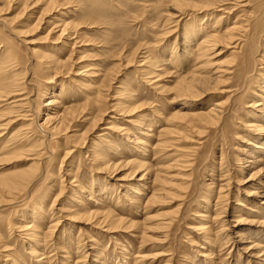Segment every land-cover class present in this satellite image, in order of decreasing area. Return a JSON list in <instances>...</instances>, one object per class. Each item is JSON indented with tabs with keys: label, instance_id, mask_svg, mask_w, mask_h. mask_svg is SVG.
<instances>
[{
	"label": "rangeland",
	"instance_id": "obj_1",
	"mask_svg": "<svg viewBox=\"0 0 264 264\" xmlns=\"http://www.w3.org/2000/svg\"><path fill=\"white\" fill-rule=\"evenodd\" d=\"M48 1L50 0H0V61L4 60L5 65L18 63L15 71H9L8 75L24 88L25 94L31 99L30 106L26 108H32L36 115L24 119L22 111H17L7 104L11 100L5 102V97H0V156L5 157L4 160L0 157V178L12 177L31 169L35 172L34 183L23 191L14 188L7 190L8 188L0 182V264H9L5 255L11 252L20 262L25 258L27 264H31L32 258L28 252L30 247H37L31 246V242L36 243L37 240H30V233L37 224L41 225L39 235L44 239L46 256L51 259L49 264H264V256L257 259L259 252L264 249V226L250 222L264 221V204L259 202L260 199L247 200L246 193L255 189L261 194L264 193V171L261 170L264 168V153L260 146L251 147L245 153L240 151L244 145L242 140L254 136L253 133L245 131V123L259 120L258 123L264 125V110H255L256 105L262 103L260 97L264 95V62L255 60L263 59L264 54V0H226L224 4L227 3L222 8H216L214 17L222 18L210 31L220 30L221 36L227 28L233 27L238 19L237 26L242 24L244 27H240L234 35L246 34V37H243V49L235 51L234 40L230 41L224 34L223 38H219L222 41L218 39L220 42L214 44L216 47L209 57L198 60L189 55L182 56L184 28L188 21L203 17L204 14L200 16L195 9L204 7L211 0H53L54 4L51 5ZM188 1H191V5H187ZM179 8L182 11L187 9V14L182 17ZM220 9L225 10L222 11L223 15ZM67 17L78 25L74 28L78 32L74 36L75 40H72V43L76 41L74 45H65V38L57 41L60 28L55 25H59L61 20ZM246 26H251L252 32H246ZM46 56L51 57L47 60L44 58ZM58 57L62 60L68 59V67L64 71H56L55 67L46 71L45 64L55 61ZM176 58L179 59L176 61ZM143 62L148 66L153 63L160 64L158 67L161 70L156 74L162 80L159 81V86L163 90L159 91L152 84L151 86L140 74L139 65ZM0 67L1 70L4 65ZM2 70L5 71V67ZM261 70L263 73H260ZM189 73L201 76V81L195 83L196 87L192 93L179 98V94L183 92L178 83L185 76L187 79ZM50 74L54 76L50 90L63 87L64 91L70 92L71 96L63 99L66 106L73 104L78 107L81 103L82 106L85 105L92 96L86 84L90 81L92 83L91 79L93 84L101 87L104 95L100 103L93 105L94 109H86L88 112L84 110L82 113L79 108L80 112L75 115L78 117L74 118V121L71 119L66 133L62 130H50L54 127L53 122L44 126H50L47 127L50 131L48 140L44 139L43 135L40 137L43 132L38 125L46 120V99L51 94L46 97L42 95L48 91ZM28 82L30 83L27 84ZM121 87L133 90L132 93H136L133 95L137 96V104L141 105L138 110L131 112L132 114L117 115L119 111L114 112V105L119 97L117 91H121ZM219 100L227 103L223 108L226 132L220 124H207L201 118L192 120V113L205 112L213 102ZM106 108L107 113L103 114L101 109ZM124 108L122 109L126 110V106ZM178 111L183 114L182 117L185 115L187 118L177 119V122L170 124L169 118ZM101 114L104 116L102 122L95 119V116L99 117ZM16 115L20 117H17L19 120ZM131 119L139 123H150L153 130L139 131L135 122H129ZM8 121L10 125L6 124ZM112 125H115V129L105 130L107 126ZM116 126H120L122 131L116 130ZM27 127L31 128V133L34 134L35 138L30 137L32 140L24 138ZM167 127L175 129L173 134L166 135L165 145L155 148V144L160 141L161 129ZM76 129L83 137L78 145L74 143L76 139L73 138ZM130 132H133V138L141 137L143 142H149V147L144 146L147 151L141 155L139 152L135 156L134 152L132 155L126 150L124 143ZM102 134H106L104 140H99L98 137ZM256 136L259 139L256 143L262 145L264 134H256L254 137ZM197 140L204 143L198 146L195 160H192L193 165L191 163L190 166L183 167L187 158L178 155L187 149L192 152ZM93 141L96 145L92 146V149L109 142L110 154L115 158V163H118L116 159L119 151L123 152L128 160L135 157L134 160L146 162L149 169L151 168L147 177L151 179L139 181L144 172L141 175L139 172L133 178L136 165L124 164L118 165L115 170L118 177H109V173L99 170L96 162L93 164L90 159L92 157L85 156ZM21 145H25L24 148ZM70 149H73L72 153L66 156L67 150L71 151ZM40 151L43 154V165L35 167L38 162L33 160V155ZM221 154L226 157V162H219ZM251 154L253 158H250ZM243 158L254 161L257 158L261 159V162L257 165L246 163ZM228 167L231 169L230 173L223 178L220 174L223 170H228ZM69 169H72L70 176L78 177L83 186L95 189L93 201L88 200L87 194L82 193L74 185L75 182L71 185L68 180L71 177L65 175ZM156 173H159V177L153 183ZM119 177H125L126 180L120 182L117 180ZM103 181L109 183L108 188L98 190ZM50 186L53 190L44 202V209L34 215L33 204L39 201L37 199L41 198ZM241 186L244 191L238 190ZM152 187L158 189L160 198L146 206ZM221 187L222 194L218 192ZM228 188L235 192L224 198ZM75 191L78 193L75 194ZM139 191L142 193H138ZM218 196L221 200L217 206L229 209L228 217L224 218L227 224L222 227L219 220L211 219L209 224L212 226V233L205 236L196 226L202 223V214L205 212L209 211L210 216L215 217ZM79 199L85 200L86 208L91 211L97 208L105 209L104 211L113 210L119 217L130 222L142 223L147 217L150 219L134 230L127 229L124 225L115 232L103 230L95 226L97 218L87 221L77 214L81 210L77 209ZM238 199L248 203L247 206L239 209L236 205ZM253 209H258L261 214L253 213ZM25 217L32 223L28 225L30 230L24 231L21 230V223ZM254 244L260 248L246 253L247 248L253 247ZM2 245L9 250L5 252Z\"/></svg>",
	"mask_w": 264,
	"mask_h": 264
},
{
	"label": "bare ground",
	"instance_id": "obj_2",
	"mask_svg": "<svg viewBox=\"0 0 264 264\" xmlns=\"http://www.w3.org/2000/svg\"><path fill=\"white\" fill-rule=\"evenodd\" d=\"M177 1V0H176ZM184 1V0H183ZM182 1V2H183ZM195 1V0H194ZM193 1V2H194ZM226 0H223V1H220V0H218V1H209L204 7H200V8H198V9H195L196 11H198V13H199V15L200 16H202L203 14V17H199L198 19H196V20H193L192 22H190V21H188V23H187V26H185V33H184V36H185V42L183 43V47H184V52L182 53V56H184L183 54H185V55H189V56H191L192 57V59L194 58V57H196V59L198 60V59H200V58H203V57H209V55H210V53H211V51L213 50V49H215V47H216V45H214L215 43H217V42H220V41H218V39L222 36V38H223V35L225 34V37L226 38H228L230 41H232V40H234V42H235V45H234V49H235V51H238L239 49H243V46H242V43H243V37H246L244 34H241L240 36H236V35H234V33L236 32V31H238L239 29H240V27H244V25H240V24H238L239 26H237V24H236V22L238 21V19L235 21V25L233 26V25H231V26H233V27H231V28H227V30H225V33L222 31V33H224L223 35L221 34V36H220V30L218 31V32H212V28H214V27H216L215 25L216 24H219V22L221 21V18L222 17H219V18H215L214 17V13H216V11H215V9L217 8V10H218V8L219 7H223L225 4H224V2H225ZM229 1V0H228ZM185 2V1H184ZM187 2V1H186ZM189 2V4H187V5H191L190 4V2L191 1H188ZM203 2V1H202ZM178 3V2H177ZM176 3V4H177ZM48 4L49 5H51V4H54V1L53 0H50V1H48ZM229 4V3H228ZM181 5V4H180ZM237 5H239V4H237ZM236 5V6H237ZM75 6V5H74ZM195 6V5H194ZM235 6V7H236ZM246 6V5H245ZM179 7H181V6H179ZM187 7H189V6H187ZM182 8V7H181ZM232 8H234V6L232 7ZM180 9V8H179ZM191 9V8H190ZM175 10H177L176 8H175ZM184 10V9H183ZM190 11V10H189ZM219 11H223V12H225V10H223V9H220ZM222 12V14L221 15H223L224 13ZM227 12V11H226ZM179 13H180V15L183 17V15H186L187 14V9H185V11H182L181 9H180V11H179ZM179 15V17H181ZM70 17V16H69ZM69 17H67L66 19H62L61 20V22H60V24L59 25H55L56 27H59L60 29L58 30V31H60V34H58L59 35V37L57 38V41H60V39H64L63 40V43L65 44V45H69L68 43H71L72 45H74V44H76V41L75 42H73L72 43V40L74 41L75 39V35H76V33L78 34V32H76V29H74V28H77L78 27V25H77V23H75L74 21H72V19H70ZM178 17V16H177ZM178 17V18H179ZM215 18V19H214ZM224 18V17H223ZM58 19V18H57ZM213 20V21H212ZM216 20V21H215ZM37 21V20H36ZM218 27V26H217ZM56 29V28H55ZM54 29V30H55ZM210 29H212L211 31H210ZM243 29V28H242ZM52 30V29H51ZM246 32H252V27L251 26H246ZM214 31H216V30H214ZM244 31V30H243ZM56 32H57V29H56ZM183 32V31H182ZM240 33V32H239ZM236 34V33H235ZM1 36V35H0ZM225 38V39H226ZM3 39H5V38H3ZM2 39V40H3ZM67 39V40H66ZM227 39V40H228ZM248 39H249V37H248ZM219 40H221V39H219ZM226 40V41H227ZM0 41H1V39H0ZM5 41V40H4ZM3 41V42H4ZM222 41V40H221ZM229 41V42H230ZM233 42V43H234ZM4 44H6V43H4ZM70 44V45H71ZM219 44V43H218ZM2 46V45H1ZM245 46H246V44H245ZM6 47H8V45L7 46H5V48ZM247 47V46H246ZM10 48V47H9ZM250 48V47H249ZM35 49V48H34ZM247 49V48H246ZM32 50H33V48H32ZM9 51V50H8ZM33 51H35V50H33ZM214 51V50H213ZM13 52V51H12ZM244 52V51H243ZM245 52H247V51H245ZM8 53V52H7ZM8 54H11L10 52L8 53ZM52 54V53H51ZM213 54V53H212ZM252 55V54H251ZM181 56V55H180ZM180 56H179V58H180ZM181 56V57H182ZM213 56V55H212ZM212 56H210V58L212 57ZM48 57H51V56H46V57H44V58H48ZM262 57H263V59H264V54H262ZM179 58H176V61L179 59ZM184 58H186V57H184ZM240 58V57H239ZM42 59V58H41ZM45 59V60H46ZM150 59V58H149ZM250 59V58H249ZM263 59H255L256 60V62H259V61H261V62H264L263 61ZM13 60L15 61V59L13 58ZM48 60V59H47ZM46 60V61H47ZM49 60H50V58H49ZM4 61V60H3ZM3 61H0V66H2L3 67V65H4V67H5V71H3L2 69L4 68H2L0 71H1V74H0V97H5V98H3V100L5 101H7V100H11L9 103H7V104H10V105H12L14 108H16L17 109V111H22L23 112V115L22 116H24V119H26V118H28V117H34V116H36L35 115V113H33V110H32V108H26V107H28V106H30V102H31V99H30V97L28 96V95H26L25 94V90H24V88L21 86V85H18V83H17V80H16V82H15V79L14 80H11V76L9 77V75H8V72L9 71H11V70H14L15 71V67L17 66L16 64H18V63H14V62H11V63H9V65L7 64V65H5V63L3 62ZM146 61V60H145ZM148 61V60H147ZM163 61V60H162ZM172 61V60H171ZM209 61V60H208ZM6 62V61H5ZM54 63V64H49V63ZM69 62V60L68 59H65V60H62V59H59V57L58 58H56L55 59V61H51V62H49V63H46L45 65L47 66V68L45 69L46 71L48 70H50V69H52V68H54L55 67V69H56V71L58 70V71H64L65 69H66V67H68V63ZM150 62V61H149ZM148 62V63H149ZM153 62H155V61H153ZM164 62V61H163ZM162 62V63H163ZM7 63V62H6ZM242 63H244V62H242ZM138 64V63H137ZM147 63L146 62H143V63H140V65H139V68H140V71L139 72H141L140 74H142V76L144 77V79H146L147 80V82H149L150 83V85L152 84L153 86H155L156 87V89L157 90H161L162 89V87L161 86H159L160 84H159V81L161 80V78H160V76L159 75H157L156 73L159 71V70H161V69H159V65H155L156 63H153L154 64V66H148V65H146ZM150 64V63H149ZM209 64H211V63H209ZM260 64V63H259ZM52 65H54L53 67H52ZM161 65H163V64H161ZM147 68H146V67ZM211 66V65H210ZM1 68V67H0ZM17 68H19V67H17ZM93 69V68H92ZM148 69V70H147ZM91 70V69H90ZM89 70V71H90ZM29 71V70H28ZM217 71V70H216ZM263 70H261V72L260 73H263L262 72ZM49 73V72H48ZM47 73V74H48ZM217 73V72H216ZM96 74V73H95ZM247 74V73H246ZM8 75V76H7ZM98 75V74H97ZM49 76V75H48ZM59 76V75H58ZM260 76H262V75H260ZM9 77V78H8ZM264 77V76H263ZM100 78V77H99ZM202 77L201 76H199V75H197V74H193V73H189V76L187 77V79H186V76L185 77H183V79L178 83V86H180L181 87V91L183 92V94H179V98H181V97H185L187 94H189L190 92L192 93L193 91L192 90H194V88L196 87V85H195V83L197 82V81H201L200 79H201ZM48 79H50L49 81H50V83H49V87L47 88V86H46V88L48 89V91L47 92H45V93H43V97H46L48 94H51V96H49V97H47V102H46V105H47V108L45 109V114H46V120H45V122L43 123V124H39L38 125V127L40 128V131H42L43 133L42 134H40V137H41V135H43V138L44 139H47L48 138V136H50V131L47 129V127L49 126H47L46 128H44V126H46L47 124H49V123H52L53 122V128H51L50 130H62V131H68L69 130V126H70V124H69V122H71V119L73 120L74 118H76V117H78V116H75L76 115V113L77 112H80V110H82L81 112L83 113V111L84 110H86V109H94V107H93V105L94 104H98V103H100L99 101H100V99L102 98V96L104 95L103 94V92H102V89H101V87H99V86H96L95 84H93L94 82H93V79H91L92 80V83H91V81H90V83H87L86 82V84H88V89H89V92L91 93V95L92 96H90L89 97V99H88V101L85 103V105H81L80 104V106H78V107H75V105L73 106V104L72 105H69V104H67L68 106H66V105H64L63 104V99L65 98V97H69V96H71L70 95V92L68 91H64V89H63V87H61V88H56V89H54V90H50L49 88H51L53 85H50L51 84V79H54V76H51V74H50V77H48ZM263 79V78H262ZM162 81V80H161ZM264 81V80H263ZM30 82H28L27 84H29ZM146 83V82H145ZM162 83V82H161ZM203 83V82H202ZM63 84V83H62ZM85 84V85H86ZM151 85V86H152ZM60 86V85H59ZM200 86V85H199ZM122 87H124V86H122ZM121 87V88H122ZM126 87V86H125ZM263 88H262V90H263V93H264V86H262ZM92 89H93V91H92ZM66 90V89H65ZM131 90V89H130ZM130 90H128V89H125V88H122V90L121 91H117V96H119V97H117V103L114 105V112H117V111H119L118 113H117V115L118 114H132L131 112H133V111H135V110H138V108H140V106L141 105H138L137 103L138 102H136V100L135 99H137L134 95H133V93H135V92H133L132 93V91H130ZM155 90V89H154ZM163 90V89H162ZM195 90H197V89H195ZM220 90V89H219ZM86 91H87V88H86ZM211 91H212V89H211ZM27 93V92H26ZM158 93V92H157ZM206 93V92H205ZM87 94V93H86ZM136 94V93H135ZM159 94V93H158ZM185 95V96H184ZM193 95V94H192ZM89 96V95H88ZM87 97V96H86ZM188 97H189V95H188ZM116 98V97H115ZM175 98V97H174ZM173 98V99H174ZM178 98V97H177ZM178 98V99H179ZM191 98V97H190ZM189 98V99H190ZM261 98V101H262V103H260L259 102V104H257L256 105V111L257 112H261L262 110H264V95H262V97H260ZM221 99V98H220ZM229 99V98H228ZM175 100V99H174ZM177 100V99H176ZM5 101V102H6ZM131 101V102H130ZM138 101V100H137ZM257 101V100H256ZM256 101H253V102H255L256 103ZM259 101V100H258ZM128 102H130V104L129 105H125L126 103H128ZM184 103V102H183ZM186 103H187V101H186ZM229 103V102H228ZM225 104H227L226 103V101H222V100H219L218 102L216 101V102H213V105L208 109V110H205V112H198V113H192V120H193V118H201V119H203V120H205V123H207V124H215V125H221V127H223V130L226 132V130H227V126H225V121H224V115H223V112H224V110H223V108H224V105ZM6 105V104H5ZM251 105H252V103H251ZM250 105V106H251ZM255 105V104H254ZM253 105V106H254ZM2 106V105H1ZM124 106H126V110H123L122 108H124ZM155 106V105H154ZM249 106V105H248ZM247 106V107H248ZM249 106V107H250ZM108 107V106H107ZM184 107V106H183ZM1 108V107H0ZM79 108H81L80 110H78ZM157 108V107H156ZM156 108H154V109H156ZM182 108V107H181ZM202 108V107H201ZM200 108V109H201ZM125 109V108H124ZM199 109V110H200ZM205 109V108H204ZM141 110V109H140ZM87 111V110H86ZM85 111V112H86ZM113 111V110H112ZM158 111V110H157ZM156 111V112H157ZM160 111V110H159ZM9 112V111H8ZM7 112V113H8ZM88 112V111H87ZM101 112L103 113V114H106L107 113V108L106 109H104V110H102L101 109ZM155 112V111H154ZM161 112V111H160ZM183 113V112H182ZM186 113V112H185ZM254 113V112H253ZM264 113V112H263ZM19 114H21V113H19ZM81 115V114H80ZM183 115V114H182ZM182 115H181V112L180 111H178V112H175L172 116H171V118H169L170 119V124H172V123H174V122H177L178 120L177 119H185V118H187V117H185V115H184V117H182ZM187 115V114H186ZM3 116V115H2ZM38 116V115H37ZM40 116V115H39ZM38 116V117H39ZM140 116V115H139ZM156 116V115H155ZM253 116H254V114H253ZM19 118L20 119V117L19 116H17L16 115V118ZM37 117V118H38ZM103 115L101 114V116H95V119H97V121H101V120H103ZM158 117H160V116H157V118ZM163 117V116H162ZM161 117V118H162ZM1 118V117H0ZM17 118V119H18ZM112 118H114V117H112ZM140 118V117H139ZM144 118V117H143ZM260 118V117H259ZM17 119H15V120H17ZM18 119V120H19ZM116 119V118H115ZM257 119H258V117H257ZM28 120H30V119H28ZM94 120V119H93ZM118 120V119H117ZM139 120V119H138ZM142 120V119H141ZM262 120H264V114H263V118H262ZM1 121V120H0ZM74 121V120H73ZM95 121V120H94ZM144 121V120H143ZM255 121V120H254ZM12 122V121H11ZM102 122V121H101ZM129 122H135V124H137V125H135V126H137V129H139V131H141L140 129H145V130H151L152 128V126L150 125V123H146V122H136V121H134L133 119H131ZM180 122V121H179ZM258 122H260L259 120H258ZM257 121L256 122H253V121H248V122H246L245 123V131L246 132H249V134H252L253 133V135L255 136L256 134H264V125H262L261 123H258ZM10 122L8 121L6 124H9ZM13 123V122H12ZM31 123V122H30ZM99 123V122H98ZM97 123V124H98ZM113 124H115L114 122H112ZM166 123V122H165ZM202 123H204V121L202 122ZM244 123V122H243ZM1 124V123H0ZM4 124V123H3ZM10 125V124H9ZM8 125V126H9ZM28 124H26V126H27ZM7 126V125H6ZM114 126L115 125H112V126H107L108 128H106L105 130H112V129H115L114 128ZM28 127H30V126H28ZM27 127V129H26V132H24V138L26 139V140H29V139H31L30 137H32L34 134H32L31 132V128L29 129ZM50 127V126H49ZM220 127V126H219ZM243 127V126H242ZM6 128V127H5ZM241 128V127H240ZM24 129V128H23ZM220 129V128H219ZM243 129V128H242ZM116 130H118V131H122V128L119 126H116ZM153 130V129H152ZM162 130V132H160L161 133V135H160V141H159V143H157V144H155V148L156 147H160L162 144L163 145H165L164 143H165V137H167L166 135H168V134H170V133H172V132H174V130L175 129H173V127H167V128H164V129H161ZM178 130V129H177ZM244 130V129H243ZM39 131V132H40ZM61 131V132H62ZM125 131V130H124ZM128 131H130V130H128ZM138 131V130H137ZM138 131V132H139ZM34 132H36V131H34ZM61 132H60V134H61ZM239 132H241V131H239ZM243 132V131H242ZM58 133V132H57ZM66 133V132H65ZM135 133V132H134ZM137 133V132H136ZM129 134V136H128V138L126 139V141H125V146H126V150L127 151H129V153H132V155H133V152H134V154H136L135 156H137V153H139L140 152V155L142 154V152L144 153V151H147L146 149H144V146L145 147H149V142H147V141H145L144 140V142H143V139L141 138V137H135V138H133L132 136H134L133 135V132H130V133H128ZM141 134V133H140ZM142 134H144V133H142ZM146 134V133H145ZM153 134V133H152ZM173 134V133H172ZM225 134V133H224ZM106 135V134H105ZM105 135H99V137H98V139L100 140L101 138L104 140V136ZM73 138L74 139H76L75 141H74V143H77L76 145H78L79 144V140H81L83 137H81V134H79V130H75V132H74V134H73ZM240 136H241V134H240ZM254 136H252L253 138H251V139H243L242 141H243V143H244V145L242 146V148L240 149V151L243 153H245V151H249V149L251 148V147H259L260 146V148H261V151L264 153V142L262 143V145H261V143H260V145H259V143L257 144L256 142H257V140H259V139H257L258 137L256 136V137H254ZM34 137V136H33ZM150 137V136H149ZM151 137H153L152 135H151ZM241 137H243V136H241ZM263 137V136H262ZM261 137V138H262ZM23 138V139H24ZM35 138V137H34ZM42 138V139H43ZM249 138V137H248ZM42 139H41V141H42ZM199 139H200V137H199ZM242 139V138H241ZM25 140V141H26ZM32 140V139H31ZM48 140H49V138H48ZM157 140H158V138H157ZM261 140H263V139H261ZM25 141H24V144H25ZM151 141V140H150ZM264 141V140H263ZM21 142V141H20ZM43 142V141H42ZM46 142H48V141H46ZM199 142V143H198ZM28 143V142H27ZM26 143V144H27ZM30 143H32V142H30ZM108 143L109 142H106L105 143V145H102L101 147H99L98 145V147L99 148H91L92 146H94V145H96V143H95V141H93L92 142V144H91V146H90V148L91 149H89V151H88V153H90V154H88L87 153V155H85L86 157H92V158H90V159H92V161H93V164H94V162H96L97 163V165H98V168H99V170H101L102 172H104V173H109L108 175H109V177L111 176L112 178H116V177H118V175H117V173H116V171L115 170H117V167H118V165H125V166H129V165H136V167L133 169L134 171H133V173H134V175H133V178L135 177V176H137L138 174H139V172H140V174L139 175H141L142 174V172H144L142 175H141V177H140V179H139V181L140 180H145V179H151L150 177H147V175L149 174V172L150 171H148V170H150L149 169V166H147V163L146 162H140V161H137V160H134L135 159V157H134V159H132V160H128V158L124 155V153L123 152H121V151H119L117 154V158L118 159H116L117 161H118V163L116 162H114L113 160H115V158L110 154V151H111V149H110V146L108 145ZM204 142L202 141H200V140H197V143H195V146H193V151L191 152V150L190 149H187V151H185L183 154H179L178 156L180 157H183V158H187V160L186 161H184L183 163V167H188V166H190L191 165V163H192V160H195V158H194V156H195V154L198 152V146L199 145H202ZM22 144V143H21ZM47 144V143H46ZM85 144V143H84ZM17 145V144H16ZM30 145V144H29ZM29 145H27V146H29ZM75 145V144H74ZM73 145V146H74ZM83 145V144H82ZM242 145V144H241ZM23 148H24V146L23 145H21ZM17 147H18V145H17ZM30 147V146H29ZM77 147V146H76ZM80 147V146H79ZM3 148V147H2ZM4 148H6L5 146H4ZM3 148V149H4ZM16 148V147H15ZM28 148V147H27ZM155 148H153V149H155ZM8 149V148H7ZM17 149V148H16ZM19 149V148H18ZM120 149V148H119ZM2 150V149H1ZM26 150V149H25ZM69 150V149H68ZM67 150V155L66 156H68L70 153H72V150L71 151H68ZM157 150H158V148H157ZM188 150H190V151H188ZM14 150L12 149V152H13ZM20 151V150H19ZM18 151V152H19ZM39 151V150H38ZM75 151V150H74ZM3 152V151H2ZM29 152V151H28ZM4 153V152H3ZM11 153V152H10ZM20 153V152H19ZM18 153V154H19ZM45 153V152H44ZM262 153V154H263ZM6 154H8V151H7V153ZM5 154V155H6ZM16 154H17V152H16ZM17 154V155H18ZM157 154V153H156ZM10 155V154H9ZM20 155H21V153H20ZM131 155V154H130ZM146 155V154H145ZM11 156V155H10ZM250 156V158H253V157H251V156H253L252 154L251 155H249ZM0 157H2V156H0ZM177 157V156H176ZM239 157V156H238ZM3 158V157H2ZM5 158V157H4ZM4 158H3V160H4ZM7 158V157H6ZM114 158V159H113ZM127 158V159H126ZM131 158H133V157H131ZM220 161L219 162H221V163H223V162H226V157H224V154H221L220 155ZM177 159V158H176ZM176 159H175V161H176ZM2 160V159H1ZM33 160H35V161H37L38 162V166H36L35 165V167H41L42 165H43V154H42V152L40 151V152H36L34 155H33ZM228 160V159H227ZM243 160H245L246 161V163H256V165L257 164H259V162H261V159H255V161L254 160H252V159H248V160H246V159H244L243 158ZM147 161V160H146ZM90 162H91V160H90ZM177 162V161H176ZM194 162V161H193ZM33 163H34V161H33ZM195 163V162H194ZM263 163V162H262ZM35 164H36V162H35ZM92 164V163H91ZM226 164V163H225ZM231 164V163H230ZM34 165V164H33ZM192 165H193V163H192ZM233 165V164H232ZM147 166V167H146ZM169 166V165H168ZM234 166V165H233ZM250 166H252V165H250ZM249 166V167H250ZM259 166V165H258ZM262 166V165H261ZM145 167V168H144ZM171 167V166H170ZM176 167V166H175ZM224 167V166H223ZM230 167V166H229ZM228 167V168H229ZM232 167V166H231ZM253 167V166H252ZM30 168V167H29ZM71 168V167H70ZM144 168V169H143ZM73 170H75V169H73ZM220 170H221V168H220ZM230 168L228 169V170H223L222 171V173H224V174H220V175H222V177L224 178V177H226L227 175H229V173H230ZM261 170H263L264 171V168H262ZM36 171V170H35ZM24 173H21V174H14V175H12V177L11 176H5V178L4 177H2V178H0V182L1 183H3L2 185H4V187L5 188H8L7 190H9V189H12V188H14L15 190H17V191H23L25 188H27V187H29L30 185H32L33 183H34V179H35V176H34V174H35V172H34V170L32 171V169L31 170H29V171H23ZM84 173V172H83ZM255 173H257V172H255ZM12 174V173H11ZM72 174V169H69L66 173H65V175H67L68 177L70 176ZM159 173H156V175H155V177H154V180H152V182L154 183L156 180H158V177H159V175H158ZM161 174V173H160ZM6 175V174H5ZM82 175V174H81ZM257 175V174H256ZM256 175H254V177H256ZM61 176V175H60ZM71 178H69L68 180H69V182L71 183V185L72 184H74V182L76 183V184H74L75 186H77V188H79V190L82 192V193H84V194H87L86 196H87V198H88V200L89 201H93L94 199H93V195L95 194V189L94 188H90V187H86V186H83L81 183H80V179L78 178V177H73V175L72 176H70ZM108 177V176H107ZM58 178V177H57ZM81 178H82V176H81ZM252 178V177H251ZM62 179V176L59 178V180H61ZM222 179V178H221ZM248 179V178H247ZM58 180V181H59ZM118 181H123V180H126L125 179V177H119L118 179H117ZM55 181H57V180H55ZM66 181V180H65ZM221 181V180H220ZM251 181V180H250ZM59 182H61V181H59ZM59 182H57L58 183V186H60L59 185ZM63 182V181H62ZM68 182V183H69ZM227 182V181H226ZM240 182H242L243 183V181H240ZM239 182V183H240ZM64 183V182H63ZM79 183V184H78ZM229 183V182H228ZM231 183V182H230ZM245 183V182H244ZM107 184H109V183H107L106 181H103V182H101V185H103L104 187H102L101 185H99L98 186V190H101L102 188L104 189V188H108V186H107ZM226 184V183H225ZM238 184V183H237ZM54 185V184H53ZM62 185V184H61ZM210 185V184H209ZM240 185V184H239ZM63 186V185H62ZM121 186H123V184H121ZM229 186V185H228ZM264 186V185H263ZM164 187V186H163ZM112 188V187H111ZM217 188V187H216ZM223 187H221L219 190H218V192L219 193H221V189H222ZM232 188V187H231ZM231 188H228L227 189V194H225L224 195V198L225 197H229L231 194H233L235 191L233 190V192H232V189ZM13 189V190H14ZM56 189V188H55ZM152 191H151V194L147 197V201H146V206H149L152 202H154L155 201V199L156 198H158L159 197V195H158V189L157 188H153L152 187ZM253 189V188H252ZM45 190V189H44ZM51 190H53V188H52V186H50V187H48V189L46 188V191H44V193H43V195H42V197L41 198H39V199H37V200H39V201H36L34 204H33V207L32 208H34L35 209V212L33 213L34 215L35 214H38L39 212H41L42 211V209H44L43 207H44V202L46 201V199L48 198V196L50 195V193H51ZM62 190V189H61ZM237 190V189H236ZM239 191H244L243 190V188H242V186H241V188H239L238 189ZM246 190V189H245ZM161 191H164V190H161ZM238 191V192H239ZM59 192V191H58ZM61 193H62V191H60ZM216 192V191H215ZM11 193H13V191H11ZM64 193V192H63ZM78 192L77 191H75V194H77ZM138 193H142V192H138ZM137 193V194H138ZM225 193V192H224ZM247 193V200H250V201H254V199L255 200H257L258 201V199H260L259 200V202H262L263 204H264V193L263 194H261V193H259L258 191H256V189L255 190H253V191H249V192H246ZM56 194V193H55ZM75 194H74V196H75ZM222 194V193H221ZM220 195V194H219ZM236 195V194H235ZM242 195V194H241ZM222 197H223V195H222ZM245 198H246V196H244ZM103 198H105V196L103 197ZM160 198V197H159ZM55 200V199H54ZM53 200V201H54ZM220 200H221V197L220 196H218V199H217V202H216V207H215V212H216V215H215V217H212V216H210V214H209V211L208 212H205V213H203L202 214V217H203V221H202V223L199 225V226H196V229L197 230H201V232H203V234L205 235V236H207V235H210L211 233H212V226H210V224H209V222L211 221V219L212 220H219L220 221V223L222 224L221 226L222 227H224L225 225V223H226V220H224V218H226V217H228V213H229V209L228 208H225V207H223V209H221V208H219L217 205H219V203L218 202H220ZM56 201H57V197H56ZM102 202V201H101ZM33 203V202H32ZM212 204H213V202H212ZM223 204V203H222ZM248 204V203H247ZM247 204L244 202V201H242V200H240V199H238V202L236 203V205H237V207H239V209H242V207H245V206H247ZM250 204V203H249ZM53 205V204H52ZM215 205V204H214ZM77 206H79V208H77L78 210L79 209H81L80 211H78L77 212V214L79 215L80 214V216H82V218H84L85 220H87V221H91V220H95L96 218V225L95 226H97L98 228H101V229H107L108 231H111V232H115V231H118V229H120V227H122L123 225L128 229H130V230H134V229H136V228H138V227H140V226H142L143 224H145L149 219H150V217H147L145 220H143V222L142 223H140V222H130V221H127L126 219H123L121 216L119 217L118 215H117V213H114V211L113 210H111V211H109V210H106V211H104V210H102V209H100V208H97V209H95L94 211H91V210H89L88 208H86L87 207V202L85 201V200H82V199H79V200H77ZM145 206V205H144ZM145 206V207H146ZM237 207H235V209H234V212H236L237 211ZM241 207V208H240ZM31 208V207H30ZM247 208V207H246ZM73 209V208H72ZM217 209V210H216ZM221 209V210H220ZM33 210V209H32ZM75 211H76V209H74ZM145 210V209H144ZM220 210V211H219ZM54 211V210H53ZM71 211H73V210H71ZM75 211H73V212H75ZM144 212V211H143ZM253 213H256V214H261V212L258 210V209H253V211H252ZM32 213V212H31ZM33 214H31L32 216H33V218H36V217H34V215ZM76 214V213H75ZM76 214V215H77ZM30 215V216H31ZM238 215V214H237ZM146 217V216H145ZM75 218V217H74ZM30 219V218H29ZM84 219H82V221L84 220ZM144 219V218H143ZM239 219V218H238ZM237 219V220H238ZM81 220V219H80ZM224 220V221H223ZM242 220V219H241ZM137 221V220H136ZM140 221V220H139ZM34 222V221H33ZM237 222H239V221H237ZM251 222V224H261L262 226H264V221H262V222H259V221H256V220H254V221H250ZM30 223H32V221H28V218L27 217H25L23 220H22V226H21V230H30V228H29V226L31 225ZM172 223V222H171ZM199 224V223H198ZM227 224V223H226ZM29 225V226H28ZM34 225V224H33ZM38 225V226H37ZM35 227H33L34 228V231L32 232V233H30V236H31V239L30 240H37V242L36 243H34V242H31L32 243V245L31 246H37V247H30V249H29V255H31V264H38V263H40V264H49L50 263V258L48 257V256H46L47 254H46V252H45V250H44V248H43V246H44V239H42L41 237H40V235H39V229H41V225H39V224H37ZM37 227V228H36ZM88 227V226H87ZM119 227V228H118ZM145 227V226H144ZM124 228V227H123ZM122 228V229H123ZM37 229V230H36ZM100 229V230H101ZM51 230H56V228H51ZM110 233V232H109ZM199 233H200V231H199ZM111 234V233H110ZM114 234V233H113ZM2 235V234H1ZM25 235H26V233H25ZM90 235V234H89ZM134 236H136V235H134ZM143 236V235H142ZM204 236V237H205ZM227 236V235H226ZM230 236V235H229ZM27 237V236H26ZM29 238V237H28ZM229 238V237H228ZM1 239V238H0ZM243 239V238H242ZM229 240H230V238H229ZM81 241V243H83L82 242V240H80ZM79 241V242H80ZM92 242V241H91ZM235 243V241H233V244ZM232 244V245H233ZM93 246V245H92ZM5 247L6 246H4V245H2V248L4 249V251L5 252H7L9 249H5ZM262 247H264V245L262 246ZM59 248V247H58ZM254 248H260V247H258V246H255V244H254V246L253 247H248L247 248V250H246V253H251V251H252V249H254ZM82 249V248H81ZM101 249V248H100ZM83 250V249H82ZM169 253V252H168ZM260 253V254H259ZM259 253H257V254H259L258 256H257V259L258 258H261L262 256H264V249L263 250H261ZM102 254V253H101ZM204 255V254H203ZM211 255V254H210ZM86 256V255H85ZM145 256V255H144ZM215 256V255H214ZM255 256V255H254ZM5 257L7 258V263H9V264H27V260L24 258V261H22V262H20L18 259H16L14 256H13V253L11 252V253H9L8 255L6 254L5 255ZM213 257V256H212ZM145 258V257H144ZM135 263H137V262H135ZM139 263V262H138ZM140 264V263H139ZM167 264V263H166Z\"/></svg>",
	"mask_w": 264,
	"mask_h": 264
}]
</instances>
